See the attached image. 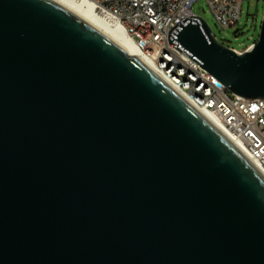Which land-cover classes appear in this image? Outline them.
Instances as JSON below:
<instances>
[{"label":"water","instance_id":"water-1","mask_svg":"<svg viewBox=\"0 0 264 264\" xmlns=\"http://www.w3.org/2000/svg\"><path fill=\"white\" fill-rule=\"evenodd\" d=\"M169 42L264 99V14L237 54ZM59 0H0V264H264V172L142 57Z\"/></svg>","mask_w":264,"mask_h":264},{"label":"built area","instance_id":"built-area-1","mask_svg":"<svg viewBox=\"0 0 264 264\" xmlns=\"http://www.w3.org/2000/svg\"><path fill=\"white\" fill-rule=\"evenodd\" d=\"M89 1L99 15L118 23L151 65L198 109L212 114L264 172V99L248 100L231 93L169 42V32L183 18H200L193 12L198 0ZM205 1L220 27L230 28L239 23L243 0Z\"/></svg>","mask_w":264,"mask_h":264},{"label":"rangeland","instance_id":"rangeland-1","mask_svg":"<svg viewBox=\"0 0 264 264\" xmlns=\"http://www.w3.org/2000/svg\"><path fill=\"white\" fill-rule=\"evenodd\" d=\"M241 11L238 24L222 28L217 24L205 0H198L193 7V12L207 23L219 44L244 52L258 41L264 14V0H243Z\"/></svg>","mask_w":264,"mask_h":264},{"label":"bare ground","instance_id":"bare-ground-1","mask_svg":"<svg viewBox=\"0 0 264 264\" xmlns=\"http://www.w3.org/2000/svg\"><path fill=\"white\" fill-rule=\"evenodd\" d=\"M59 1L68 5L73 10H75L77 13L82 15L83 17L89 19L91 22L96 24L98 27H100L102 30H104L106 33H108L110 36L116 39L122 46H124L127 49V53H126L127 56L142 57L146 62H148L151 65L149 60L144 56L141 50L137 47L136 43L126 34L125 30L118 23H116L112 18L103 17L99 15L97 11L95 10L94 5L89 0H59ZM248 49L250 50L252 48L249 47ZM199 110H201L204 114H206L227 136H229L232 139V137L228 134V132H226L223 129V127L219 124V122L216 120V118L212 114L202 109H199ZM232 140L234 141V139ZM239 147L243 150L241 146Z\"/></svg>","mask_w":264,"mask_h":264}]
</instances>
